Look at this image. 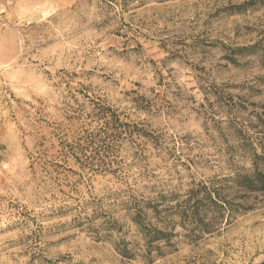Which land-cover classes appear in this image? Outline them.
Listing matches in <instances>:
<instances>
[{"label":"clouds","instance_id":"1","mask_svg":"<svg viewBox=\"0 0 264 264\" xmlns=\"http://www.w3.org/2000/svg\"><path fill=\"white\" fill-rule=\"evenodd\" d=\"M0 264H264V0H0Z\"/></svg>","mask_w":264,"mask_h":264}]
</instances>
